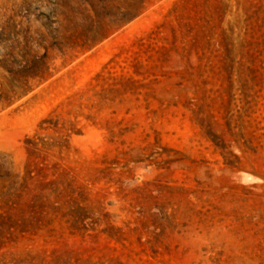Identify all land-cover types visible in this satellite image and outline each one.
<instances>
[{
    "label": "rangeland",
    "instance_id": "obj_1",
    "mask_svg": "<svg viewBox=\"0 0 264 264\" xmlns=\"http://www.w3.org/2000/svg\"><path fill=\"white\" fill-rule=\"evenodd\" d=\"M0 264H264V0H0Z\"/></svg>",
    "mask_w": 264,
    "mask_h": 264
}]
</instances>
